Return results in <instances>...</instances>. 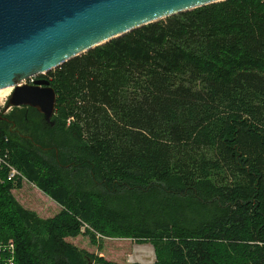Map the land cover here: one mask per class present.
<instances>
[{
    "label": "trees",
    "instance_id": "1",
    "mask_svg": "<svg viewBox=\"0 0 264 264\" xmlns=\"http://www.w3.org/2000/svg\"><path fill=\"white\" fill-rule=\"evenodd\" d=\"M44 78L51 128L32 109L0 119V158L23 178L0 164L13 264H116L66 241L94 234L149 243L151 264H264V0L140 27ZM24 181L59 211L23 209Z\"/></svg>",
    "mask_w": 264,
    "mask_h": 264
},
{
    "label": "water",
    "instance_id": "2",
    "mask_svg": "<svg viewBox=\"0 0 264 264\" xmlns=\"http://www.w3.org/2000/svg\"><path fill=\"white\" fill-rule=\"evenodd\" d=\"M223 1L0 0V89L11 88L8 106L34 109L51 128L54 91L34 78L140 27Z\"/></svg>",
    "mask_w": 264,
    "mask_h": 264
},
{
    "label": "rangeland",
    "instance_id": "3",
    "mask_svg": "<svg viewBox=\"0 0 264 264\" xmlns=\"http://www.w3.org/2000/svg\"><path fill=\"white\" fill-rule=\"evenodd\" d=\"M42 76H46V73ZM4 93H0V116L3 111V114L7 115L11 108H6V100L11 91ZM11 194L23 209L32 212L41 220L52 217L59 210L57 205L31 184L20 183V188L13 189ZM88 230L92 234V231ZM81 232H84L82 228ZM66 241L78 250L101 257L111 263L151 264L154 260L152 246L149 243L139 244L130 239L103 238L96 234L93 235L94 244L91 243L88 235H79L72 239H66Z\"/></svg>",
    "mask_w": 264,
    "mask_h": 264
},
{
    "label": "built area",
    "instance_id": "4",
    "mask_svg": "<svg viewBox=\"0 0 264 264\" xmlns=\"http://www.w3.org/2000/svg\"><path fill=\"white\" fill-rule=\"evenodd\" d=\"M0 164L5 166L8 170L7 178L13 179L15 177L23 178L21 175L14 170L11 166H9L3 158H0ZM84 229V226L82 227ZM14 263V245L11 241H7L6 243H0V264H13Z\"/></svg>",
    "mask_w": 264,
    "mask_h": 264
},
{
    "label": "flooded vegetation",
    "instance_id": "5",
    "mask_svg": "<svg viewBox=\"0 0 264 264\" xmlns=\"http://www.w3.org/2000/svg\"><path fill=\"white\" fill-rule=\"evenodd\" d=\"M37 79H44V80H46L44 77H36V78H34L32 81L37 80ZM25 85H31V82H26ZM7 100H8V98H7ZM7 100H6V108H10V106L7 105ZM21 108H23V109H31V108H28V107H19V108L11 107L9 113L12 111V109L20 110ZM32 110H34V109H32ZM3 112H4V111H3ZM3 112L1 113V116H0V117H1V120H4V121H5L6 119L3 117L5 114H3ZM9 113H8V114H9ZM6 114H7V113H6ZM8 114H7V115H8ZM39 115H40V114H39ZM40 116H41V115H40ZM24 138H25V141H28V142L32 143L31 138H30L29 136H25ZM34 146H37V145L34 144Z\"/></svg>",
    "mask_w": 264,
    "mask_h": 264
},
{
    "label": "bare ground",
    "instance_id": "6",
    "mask_svg": "<svg viewBox=\"0 0 264 264\" xmlns=\"http://www.w3.org/2000/svg\"><path fill=\"white\" fill-rule=\"evenodd\" d=\"M5 91H11V88H5V89H0V93H4ZM5 94V93H4ZM1 95V94H0ZM3 95V94H2Z\"/></svg>",
    "mask_w": 264,
    "mask_h": 264
},
{
    "label": "crops",
    "instance_id": "7",
    "mask_svg": "<svg viewBox=\"0 0 264 264\" xmlns=\"http://www.w3.org/2000/svg\"><path fill=\"white\" fill-rule=\"evenodd\" d=\"M23 183H26V184H29V183H27L26 181H24ZM50 200V199H49ZM53 202V201H52ZM54 203V202H53ZM55 205H57L56 203H54ZM57 207L60 209V207L57 205ZM59 211V210H58ZM56 214V213H55ZM54 214V215H55ZM68 239H72V238H68Z\"/></svg>",
    "mask_w": 264,
    "mask_h": 264
}]
</instances>
